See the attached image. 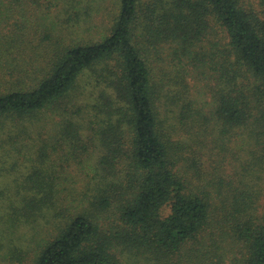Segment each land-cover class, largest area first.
<instances>
[{
    "label": "trees",
    "instance_id": "trees-1",
    "mask_svg": "<svg viewBox=\"0 0 264 264\" xmlns=\"http://www.w3.org/2000/svg\"><path fill=\"white\" fill-rule=\"evenodd\" d=\"M99 1L0 0V264H264V0Z\"/></svg>",
    "mask_w": 264,
    "mask_h": 264
},
{
    "label": "rangeland",
    "instance_id": "rangeland-1",
    "mask_svg": "<svg viewBox=\"0 0 264 264\" xmlns=\"http://www.w3.org/2000/svg\"><path fill=\"white\" fill-rule=\"evenodd\" d=\"M116 2H117V0H105V1L102 0V1L97 2L94 6L95 8L98 7V11L95 13V15L99 14L101 8L104 6H107L108 3H110L112 5ZM54 10H55V8H54ZM94 23L100 25L99 24L100 21H95ZM79 27L80 28H78L76 30V32L78 34L83 33L82 30L85 29V22H83L81 20ZM79 31H81V32H79ZM84 33H85V31H84ZM28 49H29V44L25 45L24 48L19 49V52L17 54V56L19 57V62H17L18 63L17 65H19L20 67H24L25 69H30V65L28 64V62H26L27 60H30L31 58L35 59L38 54L45 53V51H43L42 47L39 45L38 42H34L32 45V49H30V50H28ZM29 52H30L31 56L29 55ZM23 56H25V58ZM79 88H80L79 92H81V93H78V98L81 100L80 103L83 105L84 104L83 102H85V75L80 78V87ZM25 125L27 127L26 123H25ZM51 127H52V125L49 126L47 129H50ZM17 129H18V127L15 126L14 131ZM5 131H9L8 134H10L11 132H13V126L6 128ZM5 131H3L2 133L0 131V138H7ZM26 153H27V151L23 152V156L20 158V162H19L20 167H18V170H19V173L21 175L27 171L26 167L21 166L24 163V154H26ZM11 154H13V153H11ZM13 155H15V154H13ZM7 161H8V163H7L6 167L11 169L10 162L14 161V160L8 159ZM71 161L73 162V164L67 167V172H70L74 176L73 179H75L76 181L75 182L74 181L64 182L63 185L66 187H73L74 185H72V184H78V185L82 186L85 183V181H83V180L86 179L85 178L86 174L85 173L82 174L81 172L85 171V167H83L84 166L83 164H79L74 159H72ZM29 236H31V235H29ZM29 236L23 237V243H22V246L25 248V251L27 252L28 260H30L33 257V253H34V251H36V248H37V240H38L35 238L34 239H28Z\"/></svg>",
    "mask_w": 264,
    "mask_h": 264
}]
</instances>
